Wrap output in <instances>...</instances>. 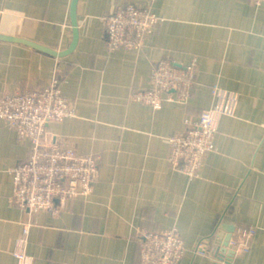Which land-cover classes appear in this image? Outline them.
<instances>
[{
  "label": "crops",
  "instance_id": "1",
  "mask_svg": "<svg viewBox=\"0 0 264 264\" xmlns=\"http://www.w3.org/2000/svg\"><path fill=\"white\" fill-rule=\"evenodd\" d=\"M129 1L0 0V94L40 89L58 76L77 116L51 123L53 140L80 155L104 154L90 197L69 199L56 216L31 214L10 201V170L27 158L29 144L0 122V264H18L13 250L28 223L34 264H144L138 229L173 226L186 248L180 264H264V3L133 0L164 21L143 51L109 52L100 18ZM194 57L197 87L188 106L154 110L131 100L149 85L154 63L185 65ZM214 85L238 93L239 103L192 179L171 166L166 136L214 104ZM231 227V236L255 229L232 257L219 250ZM204 239L208 251L200 254Z\"/></svg>",
  "mask_w": 264,
  "mask_h": 264
},
{
  "label": "built area",
  "instance_id": "2",
  "mask_svg": "<svg viewBox=\"0 0 264 264\" xmlns=\"http://www.w3.org/2000/svg\"><path fill=\"white\" fill-rule=\"evenodd\" d=\"M262 5L264 0H254ZM164 17L149 7L129 1L103 15L100 22L107 34L109 52L143 51L147 40ZM198 58L185 65L164 58L152 65L149 85L132 92V101L154 110L164 103L189 105L197 87ZM58 76L43 88L21 89L0 94V122L16 134L20 143L29 144L27 158L10 170L14 191L10 201L31 214L49 212L59 215L71 198H88L100 179L104 154L80 155L73 146L53 140L49 125L77 116L76 102L65 96ZM214 104L203 109L196 119L186 118L182 129L166 136L170 144L168 161L174 170L198 179L206 156L216 150L215 138L224 133L233 121L239 94L211 87ZM30 224H25L16 241L13 255L18 264H34L26 246ZM255 234L244 229L231 237L229 247L235 253L247 248ZM137 242L144 264H180L186 248L178 226L156 230L138 229ZM209 240L197 245L200 254L208 251Z\"/></svg>",
  "mask_w": 264,
  "mask_h": 264
},
{
  "label": "water",
  "instance_id": "3",
  "mask_svg": "<svg viewBox=\"0 0 264 264\" xmlns=\"http://www.w3.org/2000/svg\"><path fill=\"white\" fill-rule=\"evenodd\" d=\"M76 2H77V0H74V4H75V5H76ZM74 4H73V8H74ZM13 40H16V39H13ZM17 41H19V42H23V43H26V44H28V45H30V46H32V47H35V48H37V49H39V50H42V51L48 52V53L53 54V55H55V56H64L63 53H58V52H56V51L53 50V49L47 48L46 46H42V45L35 44V43H32V42H28V41H25V40H17ZM74 46H75V44H73L72 48H74ZM72 48H70V50H72ZM70 50H69V51H70ZM65 54H66V53H65ZM234 230H235V228H233V227H231V228L229 229V235L223 239V241H222L221 244H220V248H219V250H222V251L225 252V253H229V255H230L231 257L234 256L235 252H234V250H232V249L229 247V241H230V239H231V237H232L231 235H232V233L234 232Z\"/></svg>",
  "mask_w": 264,
  "mask_h": 264
}]
</instances>
